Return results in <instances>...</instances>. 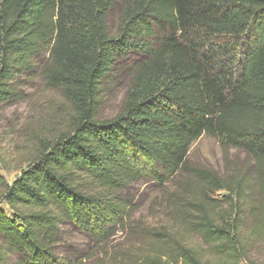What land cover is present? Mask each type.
I'll return each mask as SVG.
<instances>
[{
	"label": "trees",
	"instance_id": "16d2710c",
	"mask_svg": "<svg viewBox=\"0 0 264 264\" xmlns=\"http://www.w3.org/2000/svg\"><path fill=\"white\" fill-rule=\"evenodd\" d=\"M115 2L0 0V102L12 78L42 63L72 112L17 178L0 177L10 213L0 208V238L14 264H264L241 259L240 232L248 219L264 238V0H122L111 35ZM130 58L139 61L120 112L97 120L98 85ZM203 134L249 165L229 179L190 166ZM140 179L174 186L167 223L132 222L117 192ZM65 223L92 240L75 258L55 251Z\"/></svg>",
	"mask_w": 264,
	"mask_h": 264
},
{
	"label": "rangeland",
	"instance_id": "374dc122",
	"mask_svg": "<svg viewBox=\"0 0 264 264\" xmlns=\"http://www.w3.org/2000/svg\"><path fill=\"white\" fill-rule=\"evenodd\" d=\"M121 3L122 0H116L106 15V27L111 35L117 32ZM138 61L136 58L119 61L101 80L94 109L97 120H110L120 112L132 81V71ZM42 65L40 63L30 72L12 78V97L0 102V177L8 184L27 167L40 147L66 128L72 116L69 103L57 89L49 87L41 75ZM188 162L192 167L214 171L225 179L233 177L249 165L248 156L244 152L221 146L208 134L192 142ZM173 188L171 184L159 187L151 180L140 179L121 188L117 195L126 199L132 207L133 223L154 226L167 223L166 199ZM3 190L0 185V196ZM217 195L221 197L224 192ZM223 207L229 206L223 204ZM0 208L10 214L1 200ZM241 223V239L246 254L241 259L264 261V238L249 234L252 227L250 220L244 219ZM194 240L201 244L198 236ZM125 241L124 234H115L114 243ZM91 244L92 240L87 233L71 223H65L59 227L55 251L61 258H75L88 250ZM0 254L5 257L6 264H14L20 258L1 238ZM206 258L214 260L210 254Z\"/></svg>",
	"mask_w": 264,
	"mask_h": 264
}]
</instances>
